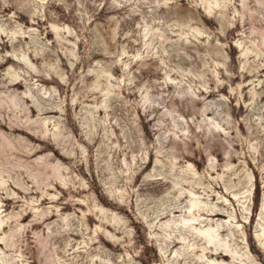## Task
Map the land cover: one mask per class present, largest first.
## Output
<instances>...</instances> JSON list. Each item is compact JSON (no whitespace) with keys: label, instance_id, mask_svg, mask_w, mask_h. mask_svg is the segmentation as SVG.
<instances>
[{"label":"rangeland","instance_id":"1","mask_svg":"<svg viewBox=\"0 0 264 264\" xmlns=\"http://www.w3.org/2000/svg\"><path fill=\"white\" fill-rule=\"evenodd\" d=\"M261 29L264 0H0V264H264Z\"/></svg>","mask_w":264,"mask_h":264},{"label":"bare ground","instance_id":"2","mask_svg":"<svg viewBox=\"0 0 264 264\" xmlns=\"http://www.w3.org/2000/svg\"><path fill=\"white\" fill-rule=\"evenodd\" d=\"M250 2V1H249ZM209 9L206 10L207 11V14H210L212 11H213V6H211V4L208 5ZM261 30H264V29H261ZM12 86H18L19 83L18 82H13L11 84ZM14 129H17V130H23V128H20V127H13ZM210 130V129H209ZM213 137H211L210 139H213L215 138V134H212ZM31 137H35L36 139H40V137H36L34 135H32ZM44 140V139H43ZM183 144H188V142H186L185 140H183ZM170 149H171V156L173 157L174 160L177 159V157L179 156L178 154V150H179V147H178V142H176L175 140H172L170 145H169ZM37 152V151H36ZM209 156L211 155V153L208 154ZM187 157V156H186ZM190 158V157H189ZM99 211L100 212H103L104 211V207L103 206H99ZM218 214V213H216ZM104 219V217H103ZM101 228V224H96L95 227H94V230L93 232L94 233H97L98 229ZM203 237L206 239V241L210 242L211 239H212V235L208 232H205V234H203ZM201 237V238H203ZM43 241V239H41V242ZM215 255L217 257H221V258H226L228 257L225 249H218L216 248V250L212 253V255Z\"/></svg>","mask_w":264,"mask_h":264}]
</instances>
